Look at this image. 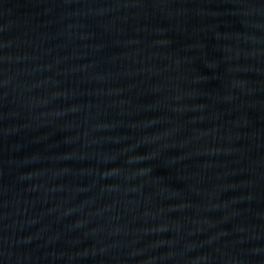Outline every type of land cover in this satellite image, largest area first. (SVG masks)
Masks as SVG:
<instances>
[{
  "label": "water",
  "instance_id": "water-1",
  "mask_svg": "<svg viewBox=\"0 0 264 264\" xmlns=\"http://www.w3.org/2000/svg\"><path fill=\"white\" fill-rule=\"evenodd\" d=\"M0 264H264V0H0Z\"/></svg>",
  "mask_w": 264,
  "mask_h": 264
}]
</instances>
